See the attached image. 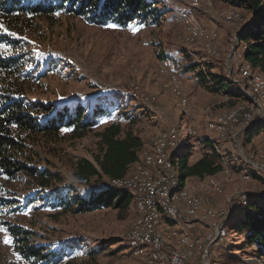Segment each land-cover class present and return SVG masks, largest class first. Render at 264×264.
Listing matches in <instances>:
<instances>
[{
	"label": "rangeland",
	"instance_id": "obj_1",
	"mask_svg": "<svg viewBox=\"0 0 264 264\" xmlns=\"http://www.w3.org/2000/svg\"><path fill=\"white\" fill-rule=\"evenodd\" d=\"M157 6L165 14L156 25L130 22L125 28L109 27L57 12L52 13L53 17L42 14L27 17L24 27L5 31L4 26V31H0L14 45L19 44L14 48L7 40H0V56L21 51L29 60L25 79H20L24 88L21 99L26 105H51V113L57 107L65 106L71 109L82 107L87 112L97 106L111 109L110 115L100 118L97 124L81 131L80 135H71L67 128L61 129L57 135L60 138L55 140L32 134L29 147L33 154L28 164L47 169L50 172L48 181L26 171H20L11 181L0 178V196L15 200V206L21 205L14 212L2 208V218L30 230L34 243L50 244L53 248L80 244L72 255L63 258V264L67 260V264H144L132 254L125 240L137 216L133 201L74 212L64 211L61 206H53L36 195L64 194L67 188H74L80 196L88 197L105 189L108 178L98 180L91 177L88 183H82L73 172L77 159L93 160L99 150L97 134L111 121L119 122L123 132L131 131L140 138L138 161L151 147L153 136L173 129L176 138L180 135L184 140L190 136L189 130H195L189 143L193 149L189 161L204 154L205 148L199 138L207 137L215 146L210 155L221 163L222 169L203 178L185 180L183 184L201 194L209 193L210 183L221 184L220 193L209 194L208 206L227 210L222 217L225 235L212 246H208L210 242H204L203 248L208 247L205 263L264 264V258L256 255L254 246L243 247L244 234L237 229L247 204L242 202L244 198L248 202L254 194L264 195V129H254L248 136L244 130L251 125L244 128L231 125L228 134L223 135L208 131L205 127L207 120L236 104L245 105L248 100L214 92L198 78V72L202 70L226 75L228 79L239 80L233 82L240 86L241 94L247 90V83H239L241 77L237 66L246 60L243 43L237 39V30L246 22L249 12L233 5L230 0H199L197 9L188 8L179 0H158ZM181 9L190 11L200 28L207 32L215 30L217 36L209 41L202 37L186 40V28L177 17ZM225 9L236 10L242 20L223 22L219 12ZM207 46L214 52H209ZM235 50L243 51L240 52L242 55L233 57ZM161 64H166L169 71L182 77L183 97L188 102L186 107L168 88L169 76L159 72ZM134 91L137 98L132 95ZM234 130L243 131H239L235 138ZM175 146L176 140L174 145L166 148L171 161ZM186 146V143L182 144L181 151H185ZM233 156L239 161L233 160ZM243 157L255 162L256 168L244 163ZM134 167L135 163L129 173ZM243 170L249 173V178L242 177ZM29 197L35 199L27 202ZM259 204L263 203L259 201ZM198 223L199 233L209 230V221L205 218H199ZM175 227L166 220L162 224L167 240H172L171 232ZM193 227L191 233H196L198 230L193 231ZM0 228L3 229L0 231V264H29L14 251L12 241L5 243V237L11 240V236L1 224ZM90 250L95 254H88ZM201 256L202 253L194 254L193 258Z\"/></svg>",
	"mask_w": 264,
	"mask_h": 264
},
{
	"label": "trees",
	"instance_id": "obj_2",
	"mask_svg": "<svg viewBox=\"0 0 264 264\" xmlns=\"http://www.w3.org/2000/svg\"><path fill=\"white\" fill-rule=\"evenodd\" d=\"M230 2L249 12L246 22L237 30V39L243 43L244 59L254 72L264 78V0ZM157 3L158 0H0V23L6 30L14 31L25 26L27 17L40 14L53 17L52 13L60 12L83 18L94 25H116L123 28L130 22L156 25L165 14ZM0 31H4V28H0ZM0 40H7L14 48L19 47V44L14 45L13 41H9L6 35L0 34ZM25 55L20 51L11 56H0V178L11 181L20 171H26L37 175L42 181H48L50 172L47 169L28 164L33 154L29 147L30 136L41 134L55 140L60 138L57 135L63 128L69 129L71 135H80L81 131L97 124L100 118L110 115L111 109L97 106L87 112L82 107L71 109L65 106L57 107L51 113V105H26L21 99L24 88L20 80L25 79L28 70L29 60ZM198 78L201 84L214 92L242 98L240 86L234 84L226 75L202 70L198 72ZM254 129H264V121L246 128L244 134L248 136ZM194 132L195 130L189 132L190 136L184 140L179 135L177 146L172 148V164L174 163L180 185L189 177L203 178L222 169L221 163L210 155L215 146L207 137L199 138L205 148L204 154L192 162L189 161L193 153L189 143ZM97 136L98 153L93 160L86 157L77 159L73 172L75 178L79 182L88 183L91 177L99 180L102 177L111 179L129 174L130 166L139 158L140 138L131 131L123 132L117 121L106 124ZM179 142L186 143L185 151H181L182 144ZM231 166L236 167L234 164ZM66 190L64 194L53 192L50 196H36L53 206H61L64 211L74 212L108 205L120 206L132 201L128 191L110 184L88 197L80 196L74 188ZM34 199L26 198L30 203ZM259 201L263 204L260 205ZM15 205L16 201L12 198L0 196V224L10 234L14 251L29 264H63V258L72 255L80 246L71 243L53 248L50 244L32 242L30 230L2 218V208L14 212L21 207ZM245 207L237 224L239 232L244 234L243 247L254 246L256 255L264 258V195H252ZM87 253L95 254L93 250ZM67 263L69 260L64 264Z\"/></svg>",
	"mask_w": 264,
	"mask_h": 264
},
{
	"label": "bare ground",
	"instance_id": "obj_3",
	"mask_svg": "<svg viewBox=\"0 0 264 264\" xmlns=\"http://www.w3.org/2000/svg\"><path fill=\"white\" fill-rule=\"evenodd\" d=\"M179 1L191 9H197L199 7V0H193V2L186 0ZM177 15L176 16L179 18L178 20H180L184 24V28H186V40L193 41L196 38L198 39L202 37L206 41H209L217 36L215 30L207 32L202 29V27L200 28L194 15L190 11L181 9ZM219 17L225 23H232L234 20H242L239 12L234 9L221 10L219 12ZM207 48L209 52H214L211 50L212 47L210 48L207 46L206 49ZM240 52L235 50L233 57L235 55L240 57L242 55ZM237 71L241 77L239 83H247L248 88L247 90H243L241 97L247 99L248 103L245 105L236 104L237 106L235 105L228 111L218 113L211 119L207 120L205 127L210 132L214 131L223 135L229 131L231 125H241V127L244 128L249 125L252 126L254 122L264 120V78L260 76L259 73L257 74L253 72L246 61L238 63ZM159 72L169 76L168 88L175 97L180 99V103L186 107L188 102L186 98L183 97L181 88L182 77L177 72L169 71L166 64L160 65ZM229 79L232 81H239L231 78ZM132 95L135 98L138 97L135 91ZM261 108V115L257 117ZM245 109H248V113L237 118L239 112ZM255 116L257 117L256 119L254 118ZM189 132L192 131L189 130ZM175 140L176 132L173 129H169L166 133H162L158 136H153L150 143L151 147L148 151L144 152L141 160L135 162L133 172L122 177L109 179V184L111 186L128 191L134 202L137 216L126 235L125 240L131 248L132 254L144 264H170V256L163 254V252H159V249L155 244L148 243L147 241H140V236L145 235V232L151 227V211L153 207H156L159 215L165 216L166 222L176 226L171 232L172 240H167L161 229V226L165 221H157V233L160 236L159 245H165L168 247L169 251L179 252L177 264H191V259L194 254L200 255L202 253L204 258L207 257L208 247L204 249L203 245L206 241H212V223L220 222V218L227 213V210L224 208L212 209L208 206L210 201L209 194L212 196L215 193H220L222 191L221 184L215 181L210 183L211 187L208 194L198 193L188 188L185 184H179L177 171L173 167L174 163L172 164L166 150L167 146L171 147V145H174ZM243 159L244 163H247L248 166L256 168L257 164L252 162L249 157H243ZM233 160H236L237 162L239 161L236 156H233ZM160 164H165L166 169H169V173L175 178V180H170L171 194L168 195V203L171 211H168V204L166 203L164 196H152L150 197V201H146L145 195H140L136 190L137 187H139V191L160 190L161 180L156 178V175L159 173ZM242 177L244 179L249 178V173L246 170H243ZM143 179H145V183H142ZM242 202L246 204V198H244ZM179 214H182V217H185V219H192L197 215L200 218H205L209 221V230L201 233H191L190 227L186 226V220H181ZM225 233L226 227L222 221V224L215 229L216 241L222 238Z\"/></svg>",
	"mask_w": 264,
	"mask_h": 264
},
{
	"label": "built area",
	"instance_id": "obj_4",
	"mask_svg": "<svg viewBox=\"0 0 264 264\" xmlns=\"http://www.w3.org/2000/svg\"><path fill=\"white\" fill-rule=\"evenodd\" d=\"M186 1L193 2V0H186ZM261 112H262V108H261L260 113H258L257 117L261 115ZM247 113H248V109L240 111L237 118L242 117L246 115ZM239 131H243V130H234L235 138L238 135ZM177 143H178V138H176V146H177ZM156 178H159V180H161L160 190L158 191H150V190L149 191H139V187H137L136 190L137 192H139L140 195H145L146 201H150V197L152 196H164L165 201L168 204V211H171L170 205L168 203V195L171 194L170 180H175V178H173L172 174L169 173V169H166L165 164H160L159 173L156 175ZM142 183H145V179L142 180ZM179 215H180L181 220H186V226L190 228L191 226H195L196 223H198V220L200 218L199 217L196 219H185V217H182V214H179ZM223 218L221 219L220 222L212 223L213 224V238L208 246H212L213 242H216L215 229H217V227H219L222 224ZM157 221H165V216L159 215L158 210H156V207H153L151 211V227L145 232V235L140 236V241H147L148 243L155 244L156 247H158L159 252H163V254H167V256H170V264H177V261L179 258V252L169 251L168 247H166L165 245H159L160 236L157 233ZM198 232L200 231L198 230ZM191 264H206L205 258H192Z\"/></svg>",
	"mask_w": 264,
	"mask_h": 264
},
{
	"label": "snow or ice",
	"instance_id": "obj_5",
	"mask_svg": "<svg viewBox=\"0 0 264 264\" xmlns=\"http://www.w3.org/2000/svg\"><path fill=\"white\" fill-rule=\"evenodd\" d=\"M109 27H116V25H109ZM0 28H3V25H0ZM5 31H6V29H5ZM12 34L15 35L14 33H12ZM0 231H3V229L0 228ZM5 243H11L10 238H8L7 236L5 237Z\"/></svg>",
	"mask_w": 264,
	"mask_h": 264
},
{
	"label": "crops",
	"instance_id": "obj_6",
	"mask_svg": "<svg viewBox=\"0 0 264 264\" xmlns=\"http://www.w3.org/2000/svg\"><path fill=\"white\" fill-rule=\"evenodd\" d=\"M184 9V8H183ZM132 166H133V164L130 166V168L129 169H131L132 168ZM193 177H189V178H187L186 180H188V179H192ZM186 182V181H185ZM192 227V226H191ZM197 227H200V224L198 223V224H196V226H194L193 228H192V230L193 231H196V230H199ZM167 229V228H166ZM191 229V228H190ZM198 232V231H197Z\"/></svg>",
	"mask_w": 264,
	"mask_h": 264
},
{
	"label": "water",
	"instance_id": "obj_7",
	"mask_svg": "<svg viewBox=\"0 0 264 264\" xmlns=\"http://www.w3.org/2000/svg\"><path fill=\"white\" fill-rule=\"evenodd\" d=\"M238 34H239V32H237V35H238ZM263 121H264V120H262V122H263ZM249 127H251V126H249ZM249 127H248V128H249Z\"/></svg>",
	"mask_w": 264,
	"mask_h": 264
}]
</instances>
